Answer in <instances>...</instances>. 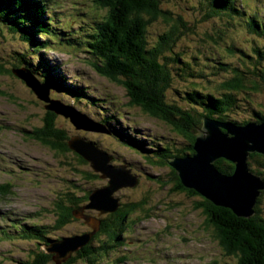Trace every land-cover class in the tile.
Wrapping results in <instances>:
<instances>
[{
    "label": "rangeland",
    "instance_id": "rangeland-1",
    "mask_svg": "<svg viewBox=\"0 0 264 264\" xmlns=\"http://www.w3.org/2000/svg\"><path fill=\"white\" fill-rule=\"evenodd\" d=\"M160 1L161 8L179 14L191 28L177 39L173 52L178 54L179 63H186L192 76L181 72L174 62L167 63L168 67L173 65L169 67L173 83L166 93L169 102L177 104L180 100L176 90L183 95L184 88L193 84L210 92L233 68L238 67L243 73L254 71L253 78L264 70V0H235L237 10L244 12H220L210 17H204L209 5L206 0ZM39 3L46 10L45 22L50 20L49 29L58 34V39L46 36L48 31L43 36L37 35L41 41L49 40L39 52L33 51L32 43L28 45L30 50L26 49L15 34L10 37L9 33H3L5 28H0V92H3V96L0 94V186H3L0 189V264H18L17 261L29 259L33 250L42 249L43 243L38 245L34 239L21 238L18 228L52 226L55 200L67 191L82 195L83 190L88 192L107 182L106 178L100 179L96 171L90 177L85 175L93 171L88 164L79 163L73 151H51L26 132L30 130L28 126L22 125L18 130L27 114L34 117L28 121L31 126L36 123V127L41 128L47 111L44 102L10 72L22 52L34 66L38 61L56 66L68 85L82 90L79 98L52 90V99L114 128L116 133L110 136L76 130L70 118L60 113L54 114L52 119L54 128L62 131L67 139L77 135L94 143L111 157L110 164L136 175L135 186L121 187L114 195L123 203L143 204L127 216L126 228L118 236L120 240L110 239L105 234L92 239L88 246L105 245L109 247L105 253L100 250V256L90 263L87 256L93 252L74 251L71 256L75 259L70 264H100L101 261L109 264H237L234 255L224 253L212 227H204V213L195 207L201 197L171 189L172 167L168 161L174 154L187 150L189 141L168 123L149 116L139 107L127 105L129 98L125 89L90 66L83 47L75 42L88 39L105 9L98 0H40ZM248 13L258 19L255 30L247 25ZM24 22L28 24L29 20ZM162 28L156 24L147 33V40L153 41ZM68 40L70 44H66ZM166 56L174 54L168 51ZM10 96L16 104L8 101ZM235 97L236 108L228 113L234 120L250 121L255 110L264 114V90L240 92ZM130 137L135 138L137 144H132ZM151 144L166 145L167 155L162 157L164 152ZM257 198H260V215L264 217V193ZM84 211L86 215L99 218L110 214L106 210L101 215L97 209ZM90 230L84 220L78 218L61 228L48 227L46 235L58 238Z\"/></svg>",
    "mask_w": 264,
    "mask_h": 264
},
{
    "label": "trees",
    "instance_id": "trees-1",
    "mask_svg": "<svg viewBox=\"0 0 264 264\" xmlns=\"http://www.w3.org/2000/svg\"><path fill=\"white\" fill-rule=\"evenodd\" d=\"M39 2L40 0H0V28H5L3 33H9L10 37L15 34L17 39L26 45V49L32 43L34 45L33 51L38 52L44 43L49 40L44 39L41 41L37 35L43 36L48 31L46 36L58 39V34H55L48 27L47 23H50V20L48 19V22H45L43 14L46 10ZM98 2L105 9L103 18L101 17L102 19L87 37L88 39L75 42L83 47L82 50L89 58L90 66L101 76L121 85L125 89L129 98L127 105L139 107L149 116L168 123L175 132L183 135L186 142L189 141V148L180 152V154H174L173 158L193 153L191 145L195 137L200 134L204 118L236 124H244L248 121V119L243 121L234 120L228 113L234 107L236 108L235 94L264 90V70H261V74H257V78H253L251 75L256 74L254 71L243 73L240 68H233L229 70L230 75L218 81L210 92L193 84L184 88L183 95L180 94V90H176L180 100L177 104H174L173 101L169 102L166 99V93L173 83V77L169 71V67L173 66V62L177 64L176 66L179 67L181 72H187L189 77L192 76V73L188 72L186 63H179L178 54L173 52V46L177 39L185 31H190L191 28L179 14L175 15L161 8L160 0H98ZM206 2L209 5L204 17H210L212 14H219L220 12L227 14L237 13L236 11L244 12L237 10L235 0H206ZM248 14L247 25L250 29L255 30L258 19L255 14L251 16L250 13ZM24 20H29L28 24ZM158 23L163 28L156 34L153 41L147 40V33ZM262 26H264V23ZM36 37L39 38V41ZM66 44H70V42ZM168 51L172 52L174 56H166ZM19 58V62L14 65L13 69L23 68L41 84L47 85L50 98L53 96L52 90L66 92V95H74V98L80 97L81 88L68 85L56 66H48L45 61H38L37 66H34L33 61L27 59L23 52L19 55ZM169 61H172V64L168 67L167 63ZM221 66L225 69L223 63H221ZM10 72L12 71L10 70ZM48 112L50 113V111ZM54 114L52 112L53 116ZM52 119L45 120L41 128L36 127L31 136L51 151L55 150L60 153L73 151L67 145L69 138L67 139L62 131L54 128ZM251 120L263 122L264 114L255 110L254 117ZM104 125L109 131L108 135L113 136L116 133L113 127ZM129 141L132 144H137L133 137H130ZM151 145L156 146V150L161 149V152H164L161 155L162 157L167 155L166 145L160 147L157 144ZM148 147L151 148L152 146ZM74 154L79 163L89 165L88 161L75 152ZM247 161L250 170L264 178V154L252 152L248 155ZM214 165L222 173H233L234 164L226 159L219 158L214 162ZM91 170L93 173L85 172V175L90 177L91 174H94V170L92 168ZM171 171L170 176L174 181L171 186L172 191L199 195L193 190L182 186L176 171L174 169ZM89 192L83 190L82 195H75L72 191L65 192L62 197L60 196L53 202L55 214L53 225L20 227L18 228L20 237L34 239L38 245L41 243L47 244L50 240L61 238L47 237L48 227L61 228L71 219H77L72 215V211L80 208L88 201ZM263 193L264 190L261 191L260 197ZM115 197L118 199V209L109 215L104 214L100 218V230L94 238L99 234H105L110 239L120 240L118 236L126 228L127 216L135 208L143 205L141 202L123 203L118 196ZM258 200L260 202V198H257V202L253 207L254 214L249 218L238 217L229 208L216 206L203 197H201L200 202L195 203V207L201 209L204 213V227H212L224 253L234 255L237 264H264V217L260 215ZM3 233L8 235L5 231ZM90 242L79 251L83 249L82 251H85V254L93 252L92 255H86L88 261L92 263L97 255L100 256V250H104L105 253L109 247L100 244V248H90L88 246ZM51 257L52 255L45 253L43 249H35L29 259L17 262L18 264H48L52 261ZM74 259L75 257L72 255L66 262L61 264H70ZM53 264L55 263L53 262ZM100 264L109 263L101 261Z\"/></svg>",
    "mask_w": 264,
    "mask_h": 264
},
{
    "label": "water",
    "instance_id": "water-1",
    "mask_svg": "<svg viewBox=\"0 0 264 264\" xmlns=\"http://www.w3.org/2000/svg\"><path fill=\"white\" fill-rule=\"evenodd\" d=\"M11 71L31 88L37 99L44 102L45 109L69 117L75 129L109 134L101 122L80 114L74 107L60 105L58 100L51 99L48 86L41 84L25 69ZM67 145L88 161L94 171L100 173V179L106 178L107 182L91 190L87 203L72 211L75 218L84 220L91 228L90 231L43 244V251L52 255L55 264L66 262L72 252L85 247L100 230L101 219L84 214V209H97L98 215L105 210L113 213L119 205L114 192L121 187L137 184L136 175H130L121 166L110 164L111 157L94 143L76 135L68 139ZM191 148L192 154L174 157L168 161L182 186L193 190L216 206L229 208L238 217L249 218L253 215L256 198L264 190V179L250 170L247 159L252 152L264 154V121L250 120L244 124H236L204 118L200 134L195 137ZM219 158L234 164L232 174L222 173L216 168L214 162Z\"/></svg>",
    "mask_w": 264,
    "mask_h": 264
},
{
    "label": "flooded vegetation",
    "instance_id": "flooded-vegetation-1",
    "mask_svg": "<svg viewBox=\"0 0 264 264\" xmlns=\"http://www.w3.org/2000/svg\"><path fill=\"white\" fill-rule=\"evenodd\" d=\"M2 93L3 92H0V94L2 95ZM5 96H7L6 94H4ZM3 96V95H2ZM8 101L10 102V103H15V99L12 97V96H10L9 98H8ZM16 104V103H15ZM19 107H20V111H22V109H21V106L19 105ZM34 117L31 115V114H27V115H25L24 116V120L22 119L21 121H22V123H21V121H20V126L18 127V130H21L22 128H23V126L22 125H26V126H28L29 128H30V130L29 131H27L26 130V132L27 133H30V135H32L33 134V131H35L34 129L36 128V123H35V126L33 127V126H31V124L28 122L29 120H31V119H33ZM53 118V115H52V112L50 111V113L48 112V111H46V113H45V115H44V117H42V119H43V122L46 120V121H49V120H51ZM114 132V131H113ZM43 145V144H42ZM44 146V145H43ZM174 182V181H173ZM1 187L2 186H0V189H1ZM86 192L84 191V194H85ZM87 202H85L84 204H86ZM94 238V237H93Z\"/></svg>",
    "mask_w": 264,
    "mask_h": 264
},
{
    "label": "clouds",
    "instance_id": "clouds-1",
    "mask_svg": "<svg viewBox=\"0 0 264 264\" xmlns=\"http://www.w3.org/2000/svg\"><path fill=\"white\" fill-rule=\"evenodd\" d=\"M52 99V98H51ZM59 104H61L60 102H59Z\"/></svg>",
    "mask_w": 264,
    "mask_h": 264
},
{
    "label": "bare ground",
    "instance_id": "bare-ground-1",
    "mask_svg": "<svg viewBox=\"0 0 264 264\" xmlns=\"http://www.w3.org/2000/svg\"><path fill=\"white\" fill-rule=\"evenodd\" d=\"M13 28V27H12ZM70 42V41H69ZM88 115V114H87Z\"/></svg>",
    "mask_w": 264,
    "mask_h": 264
}]
</instances>
